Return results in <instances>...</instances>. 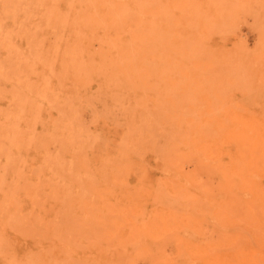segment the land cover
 I'll return each instance as SVG.
<instances>
[{
    "label": "rangeland",
    "instance_id": "obj_1",
    "mask_svg": "<svg viewBox=\"0 0 264 264\" xmlns=\"http://www.w3.org/2000/svg\"><path fill=\"white\" fill-rule=\"evenodd\" d=\"M0 264H264V0H0Z\"/></svg>",
    "mask_w": 264,
    "mask_h": 264
},
{
    "label": "bare ground",
    "instance_id": "obj_2",
    "mask_svg": "<svg viewBox=\"0 0 264 264\" xmlns=\"http://www.w3.org/2000/svg\"><path fill=\"white\" fill-rule=\"evenodd\" d=\"M236 125H237V124H236ZM240 134H241V133H240ZM248 134H249V133H248ZM250 134H251V133H250ZM238 141H239V140H238ZM238 141H237V142H238ZM233 143H234V142H233ZM235 144H236V143H235ZM231 145H232V144H231Z\"/></svg>",
    "mask_w": 264,
    "mask_h": 264
}]
</instances>
